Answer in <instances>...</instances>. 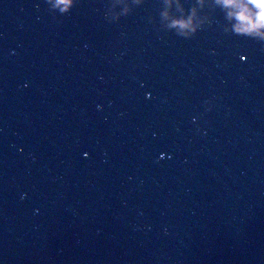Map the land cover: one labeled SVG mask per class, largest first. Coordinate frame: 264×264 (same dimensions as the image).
I'll use <instances>...</instances> for the list:
<instances>
[{"label": "water", "instance_id": "obj_1", "mask_svg": "<svg viewBox=\"0 0 264 264\" xmlns=\"http://www.w3.org/2000/svg\"><path fill=\"white\" fill-rule=\"evenodd\" d=\"M0 0V261L8 264L33 178L66 14ZM24 199H21V195Z\"/></svg>", "mask_w": 264, "mask_h": 264}, {"label": "clouds", "instance_id": "obj_2", "mask_svg": "<svg viewBox=\"0 0 264 264\" xmlns=\"http://www.w3.org/2000/svg\"><path fill=\"white\" fill-rule=\"evenodd\" d=\"M144 0H111L109 7L104 11V18L109 22H118L127 15L132 5H140ZM47 8L53 14H67L78 3V0H44ZM35 6L39 7V0ZM218 7L229 22L225 31H231L236 36L249 37L264 41V0H192L190 7H185L184 0H163V7L158 13L159 21L163 27L184 39L195 36L209 20V10ZM149 22L154 23L149 17ZM159 31V28H157ZM241 60L245 57L241 56ZM146 98L151 94L146 93ZM109 103H111L109 101ZM206 110H211V102L204 101ZM101 110L102 105H96ZM196 116L192 117L195 122ZM85 156L87 153L84 154ZM164 154L161 153L163 158ZM21 195V199H24ZM35 211H38L35 210ZM167 229H165V232ZM0 264H3L0 261Z\"/></svg>", "mask_w": 264, "mask_h": 264}]
</instances>
